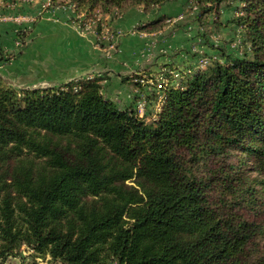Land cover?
Listing matches in <instances>:
<instances>
[{
	"label": "trees",
	"instance_id": "1",
	"mask_svg": "<svg viewBox=\"0 0 264 264\" xmlns=\"http://www.w3.org/2000/svg\"><path fill=\"white\" fill-rule=\"evenodd\" d=\"M70 1L118 13L176 0ZM244 3L249 57L178 84L164 73L150 120L105 98L101 78L16 90L0 77L2 261L26 245L60 264H264L246 176L264 189V0Z\"/></svg>",
	"mask_w": 264,
	"mask_h": 264
},
{
	"label": "rangeland",
	"instance_id": "2",
	"mask_svg": "<svg viewBox=\"0 0 264 264\" xmlns=\"http://www.w3.org/2000/svg\"><path fill=\"white\" fill-rule=\"evenodd\" d=\"M31 1L32 0H25L23 3L11 1L12 4H10L16 8L25 2L30 3ZM244 1L245 0L226 1L220 5H210L204 2H197L196 0H176L161 6L151 5L146 7L143 4L132 6L130 3H126L121 7L118 13H116L117 10L115 8L104 13L98 7L89 10L83 5H78V9L77 5L74 4L78 11L75 12V6L70 0H45V2L42 1L44 4L42 9L48 10V8H50L49 10H52L57 8L65 12L70 21H74L77 29L82 32H85V26H90V31L94 32L95 30L100 34L102 29H108V31L105 30L103 39H97L96 42L98 46L101 44L105 45V42H108L107 46L104 48L106 51L105 55L109 57H112V55L118 51V40L121 35L127 36L130 35L131 32L126 30L122 32H111V22L103 21L105 15L113 14V17L110 19L112 21L114 17H122V15L127 13L131 8H138L137 10H140L145 17H151L152 13L155 12L156 16L154 21H150L147 25L145 23L144 26L137 25L131 31L137 33L144 32L146 35L150 36L147 37L149 42L146 44L144 52H149L148 50L154 48L157 58L155 60H149L148 63L144 65L145 69H141L136 73L133 72V64L131 66L128 65V67H126L128 69L124 71L122 76L123 78H127L129 83L122 87L121 85L117 86L111 84V89L117 90V93L113 92V95L108 92L106 88L103 92V95L109 96L118 107L134 104L139 116H147V120H150L151 118H155L156 114L161 109V102L158 101V98L154 99L153 93L155 92L154 90H160L158 85L161 84L163 80H161V78H164V73L172 76L177 83L184 78L182 71H187L188 68H193L195 71H204L211 65L212 61L222 62L228 55L242 56L247 54L249 57L248 46L243 44L244 30L238 22L240 18L245 16V12L243 11L245 6ZM64 7H67L66 11ZM5 18L9 19L2 22L11 21L10 17ZM74 18L75 20H73ZM13 22L17 24L14 33L17 39L16 48L20 50L22 39L19 40L18 34H22L23 36V32H25V30L28 29L27 26H29L26 24L32 21L23 20L17 23L15 21ZM22 24H25L26 27H23ZM20 26L22 27L20 28ZM14 54L15 57L16 53ZM6 56L7 60L13 58L12 53H8ZM167 64H169L170 69L173 70L171 71L172 74L168 71L169 68H167ZM186 76H188V73H186ZM167 78L164 80L166 81ZM137 84H139V87ZM158 96H160V93ZM38 162L42 161L36 160V163ZM246 162L250 164L248 159H246ZM246 176L248 179L254 180L253 186L256 190L254 203L249 205L250 211L255 213V216L257 215V222L260 225H264V189H261L257 183H255L263 180L262 174L260 175L257 172L248 170ZM127 183L130 184L129 181H127ZM263 243V240L259 242V244ZM0 263L60 264L59 262L51 261L48 256L37 255L26 245H21L18 250L14 251L12 255L8 256L3 261L0 259Z\"/></svg>",
	"mask_w": 264,
	"mask_h": 264
},
{
	"label": "crops",
	"instance_id": "3",
	"mask_svg": "<svg viewBox=\"0 0 264 264\" xmlns=\"http://www.w3.org/2000/svg\"><path fill=\"white\" fill-rule=\"evenodd\" d=\"M11 1L0 0V18L32 21L26 24L29 26L23 32L21 49L18 50L14 33L17 24L12 20L2 22L0 19V76L16 90L57 87L70 81L97 77L102 79V93L106 88L113 95L117 90L111 89V84L122 87L129 83L122 76L128 65L133 64V72L136 73L145 69L144 65L149 60L157 58L154 48L144 52L149 42L147 37L150 36L144 32L131 31L137 25L144 26L145 23L147 25L154 21L155 12L151 17H145L138 8H131L122 17H114L112 21L110 19L113 14L105 15L103 21L111 22V32H131L127 36L121 35L118 51L109 57L105 55L104 48L108 42L104 40L106 44L103 42L105 45L100 46L96 42L97 39H103L105 30L108 29H102L101 34L95 30V33L90 30L82 32L65 12L57 8H48L49 11L42 9V1L45 0H32L16 8L11 6ZM74 6L75 12H78V7ZM66 8L64 7L65 11ZM26 25L22 24L23 27ZM8 53H12L11 60H7ZM105 98L111 100L109 96Z\"/></svg>",
	"mask_w": 264,
	"mask_h": 264
},
{
	"label": "built area",
	"instance_id": "4",
	"mask_svg": "<svg viewBox=\"0 0 264 264\" xmlns=\"http://www.w3.org/2000/svg\"><path fill=\"white\" fill-rule=\"evenodd\" d=\"M13 2H16V3H19V2H24L25 0H12ZM26 3V2H25ZM15 4V3H14ZM1 19V18H0ZM9 18H2L1 20L2 21H5V20H8ZM10 20H12V21H15L16 23L17 22H19V21H21V19H18V18H13V19H11L10 18ZM91 25V24H90ZM84 29H85V31H89V30H91V27L90 26H85L84 27Z\"/></svg>",
	"mask_w": 264,
	"mask_h": 264
}]
</instances>
